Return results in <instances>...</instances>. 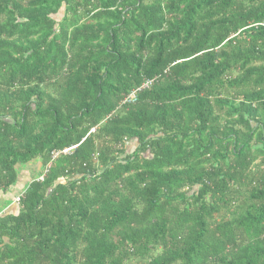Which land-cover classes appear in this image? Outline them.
<instances>
[{"label": "trees", "instance_id": "1", "mask_svg": "<svg viewBox=\"0 0 264 264\" xmlns=\"http://www.w3.org/2000/svg\"><path fill=\"white\" fill-rule=\"evenodd\" d=\"M0 25V264H264V0H0Z\"/></svg>", "mask_w": 264, "mask_h": 264}, {"label": "rangeland", "instance_id": "2", "mask_svg": "<svg viewBox=\"0 0 264 264\" xmlns=\"http://www.w3.org/2000/svg\"><path fill=\"white\" fill-rule=\"evenodd\" d=\"M17 168H18L20 175L18 177L17 182L11 189L12 192L14 191L13 194H20V192L23 191L27 187V185L31 182L32 178L38 176L40 172V169L37 168L36 161H32L23 166L18 165ZM24 170H27V171L25 172ZM7 203H11V202L2 201L0 203V210H2V207L5 206Z\"/></svg>", "mask_w": 264, "mask_h": 264}, {"label": "built area", "instance_id": "3", "mask_svg": "<svg viewBox=\"0 0 264 264\" xmlns=\"http://www.w3.org/2000/svg\"><path fill=\"white\" fill-rule=\"evenodd\" d=\"M152 84V80H146V81H144L143 82V84H142V86L141 87H139V88H137L136 90H134V91H132L127 97H125L124 99H123V101H122V103L123 104H127V103H132V102H134L135 100H136V97H137V93L142 89V88H148V87H150V85ZM94 130V129H93ZM92 130V131H93ZM75 147L73 146V147H70V148H66V149H64L63 151H61V153H70V151L72 150V149H74ZM54 154V157L55 156H57L58 154H59V152H55V153H53ZM15 202H16V204H19V202H20V196H17L16 198H15Z\"/></svg>", "mask_w": 264, "mask_h": 264}, {"label": "bare ground", "instance_id": "4", "mask_svg": "<svg viewBox=\"0 0 264 264\" xmlns=\"http://www.w3.org/2000/svg\"><path fill=\"white\" fill-rule=\"evenodd\" d=\"M10 24V23H9ZM1 26V25H0ZM18 26V25H17ZM1 28V27H0ZM14 28V27H13ZM26 29V28H25ZM23 30V29H22ZM21 30V31H22ZM13 33V32H12ZM191 34V33H190ZM10 35V34H9ZM234 37V36H233ZM194 38V37H193ZM147 40V39H146ZM145 44V43H144ZM148 44V43H147ZM191 44V43H190ZM188 45V44H187ZM160 47V46H159ZM212 47V46H211ZM146 49V48H145ZM166 56V55H165ZM39 111V110H38ZM232 130V129H231ZM248 144V143H247ZM60 158V157H59ZM172 170V169H171ZM167 181V180H166ZM168 183V182H167ZM150 193V192H149ZM158 193V192H157ZM147 194V193H146ZM181 198V197H180ZM39 208V207H38ZM11 216V215H10Z\"/></svg>", "mask_w": 264, "mask_h": 264}]
</instances>
